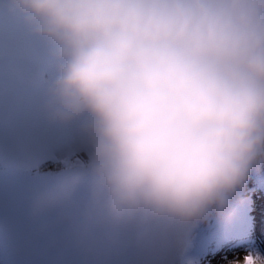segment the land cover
I'll list each match as a JSON object with an SVG mask.
<instances>
[{"label":"clouds","instance_id":"1","mask_svg":"<svg viewBox=\"0 0 264 264\" xmlns=\"http://www.w3.org/2000/svg\"><path fill=\"white\" fill-rule=\"evenodd\" d=\"M19 3L60 47L54 98L64 118L91 116L114 209L222 214L264 165V21L251 0Z\"/></svg>","mask_w":264,"mask_h":264},{"label":"rangeland","instance_id":"2","mask_svg":"<svg viewBox=\"0 0 264 264\" xmlns=\"http://www.w3.org/2000/svg\"><path fill=\"white\" fill-rule=\"evenodd\" d=\"M251 2L264 21V0ZM38 26L19 0H0V264H193L222 222L256 215L249 196L264 165L222 214L182 221L114 209L97 172L92 118L61 115L54 89L64 60Z\"/></svg>","mask_w":264,"mask_h":264},{"label":"bare ground","instance_id":"3","mask_svg":"<svg viewBox=\"0 0 264 264\" xmlns=\"http://www.w3.org/2000/svg\"><path fill=\"white\" fill-rule=\"evenodd\" d=\"M252 218L238 212L230 217L229 222H222L219 231L211 232L199 247L193 257V264H235L236 257L245 252L255 264V250L264 252V239L258 227L253 230Z\"/></svg>","mask_w":264,"mask_h":264},{"label":"snow or ice","instance_id":"4","mask_svg":"<svg viewBox=\"0 0 264 264\" xmlns=\"http://www.w3.org/2000/svg\"><path fill=\"white\" fill-rule=\"evenodd\" d=\"M253 212L256 213V215H254L252 218L251 226L253 230L258 227L260 230L261 238L264 239V198H260L258 205H255L254 203ZM246 264H252L250 258L246 259Z\"/></svg>","mask_w":264,"mask_h":264},{"label":"trees","instance_id":"5","mask_svg":"<svg viewBox=\"0 0 264 264\" xmlns=\"http://www.w3.org/2000/svg\"><path fill=\"white\" fill-rule=\"evenodd\" d=\"M54 168L53 165L46 164L43 167L44 171H51ZM259 180H256V183L253 185V189L250 190V200L255 199V202L259 204L260 198H264V177H258Z\"/></svg>","mask_w":264,"mask_h":264}]
</instances>
